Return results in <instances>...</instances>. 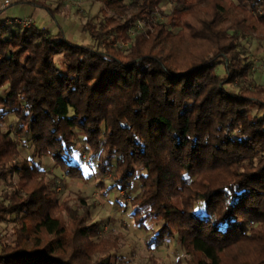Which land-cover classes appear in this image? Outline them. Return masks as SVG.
I'll list each match as a JSON object with an SVG mask.
<instances>
[{
    "label": "trees",
    "instance_id": "trees-1",
    "mask_svg": "<svg viewBox=\"0 0 264 264\" xmlns=\"http://www.w3.org/2000/svg\"><path fill=\"white\" fill-rule=\"evenodd\" d=\"M169 1L158 23L163 0H104L102 18L82 25L91 47L0 18V124L13 115L34 156L72 180L84 178L74 160L82 133L101 172L114 160L109 190L138 184L131 222L150 231L146 247L177 241L176 264H264V86L226 87L247 80L240 40L264 33V0ZM138 20L146 30L131 37ZM18 154L0 129V178L18 176L0 200V219L16 220L14 239L0 237V264H112L116 237L88 224V208L59 202L56 181L31 159L19 166Z\"/></svg>",
    "mask_w": 264,
    "mask_h": 264
},
{
    "label": "rangeland",
    "instance_id": "rangeland-1",
    "mask_svg": "<svg viewBox=\"0 0 264 264\" xmlns=\"http://www.w3.org/2000/svg\"><path fill=\"white\" fill-rule=\"evenodd\" d=\"M5 1L8 2L7 5L4 4ZM19 1L0 0V18L5 24L20 25L22 28L28 27L26 25L29 24V26L41 29L51 35L57 34L58 30L61 29L69 42L87 47L93 45L88 36L82 32V25L87 20L90 23H97L102 18L101 10L104 0H33L49 5L51 9H57L59 14L54 15L53 19L43 11L25 3H18ZM131 1L123 0L125 4ZM173 8L174 5L169 0H163L157 14V22L166 23V16L170 14ZM259 14L261 13L259 12ZM110 15L109 13L108 16ZM126 18L131 17L127 16ZM138 21L141 23V28L139 30L133 28L135 31L133 29L129 31L131 37L146 30L144 22ZM117 45L123 49L126 47V44L117 43ZM240 46L243 63L249 65L247 80L245 83L236 82L226 87L237 92L241 86L250 89L254 86H264V33H244L240 40ZM151 47H153L151 50L154 53L159 51L164 53L169 46H152L151 44ZM189 50L183 49L181 53ZM58 60L59 58H56V62ZM216 72L219 76H223V65L218 66ZM251 113L257 117L262 115V112L257 111L256 108H253ZM69 116H72L71 112ZM18 128L19 125L13 115L7 116L4 122L0 124L1 131L10 135L18 149L17 164L20 166L23 160L30 159L39 163L41 178L45 182L56 181L57 185L53 191L59 202L65 201L79 214L83 212L84 208H88V224H96L101 237H116L117 250L111 252L112 264H176L178 259L184 257L183 249L177 241H171L158 247H146L145 241L150 231L145 232L135 227L131 222L129 201L139 192L138 184L134 182L129 189L125 190H109L111 186L109 177L114 167V160L107 163L105 172H101L98 168L100 153H90L82 133L74 131V160L81 165L84 178L72 180L64 177L51 159L34 156L33 147L30 143L24 142ZM137 171L140 173L139 170ZM17 180V174H6L4 179L0 178V200H2L4 192L11 191L9 184H14ZM66 216L62 212V217L66 219ZM148 224L153 230H157L161 222L151 221ZM15 227L16 220L13 217H3L0 219V237L5 242H11L14 239Z\"/></svg>",
    "mask_w": 264,
    "mask_h": 264
},
{
    "label": "built area",
    "instance_id": "built-area-1",
    "mask_svg": "<svg viewBox=\"0 0 264 264\" xmlns=\"http://www.w3.org/2000/svg\"><path fill=\"white\" fill-rule=\"evenodd\" d=\"M4 4H6V5H7V4H8V2H7V1H5V2H4ZM140 24H141V23H140L139 21H137V22H136V24H135V27H134V29H135V30H136V29H137V30H139V29L141 28V25H140ZM26 26H28V27H29V24H27ZM28 27H26V28H28ZM134 29H133V30H134ZM135 30H134V31H135Z\"/></svg>",
    "mask_w": 264,
    "mask_h": 264
}]
</instances>
